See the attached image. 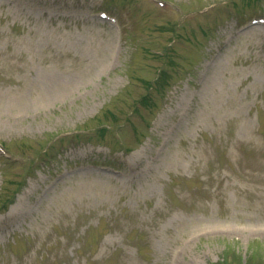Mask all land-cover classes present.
Masks as SVG:
<instances>
[{
  "label": "rangeland",
  "instance_id": "obj_1",
  "mask_svg": "<svg viewBox=\"0 0 264 264\" xmlns=\"http://www.w3.org/2000/svg\"><path fill=\"white\" fill-rule=\"evenodd\" d=\"M165 1L0 0V264H264V0Z\"/></svg>",
  "mask_w": 264,
  "mask_h": 264
},
{
  "label": "bare ground",
  "instance_id": "obj_2",
  "mask_svg": "<svg viewBox=\"0 0 264 264\" xmlns=\"http://www.w3.org/2000/svg\"><path fill=\"white\" fill-rule=\"evenodd\" d=\"M22 104V103H21ZM15 106H17V105H19V103L18 102H15V104H14Z\"/></svg>",
  "mask_w": 264,
  "mask_h": 264
},
{
  "label": "trees",
  "instance_id": "obj_3",
  "mask_svg": "<svg viewBox=\"0 0 264 264\" xmlns=\"http://www.w3.org/2000/svg\"><path fill=\"white\" fill-rule=\"evenodd\" d=\"M106 127V126H105ZM106 128L102 127L101 130L105 131Z\"/></svg>",
  "mask_w": 264,
  "mask_h": 264
}]
</instances>
